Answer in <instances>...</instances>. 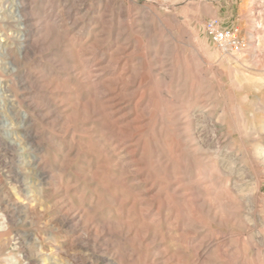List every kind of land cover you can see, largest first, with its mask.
<instances>
[{"label":"rangeland","instance_id":"374dc122","mask_svg":"<svg viewBox=\"0 0 264 264\" xmlns=\"http://www.w3.org/2000/svg\"><path fill=\"white\" fill-rule=\"evenodd\" d=\"M34 1L26 30L42 23L31 39L36 47L25 50L0 35L3 51L13 52L0 67V264H105L102 255L120 264H177L176 251L181 264H195L185 240L196 233L219 243L201 264H264V0ZM51 9L71 21L45 20ZM212 19L238 30L245 51L217 47L206 29ZM89 35L99 39L92 64L103 70L93 82L103 91L90 90L77 70L78 52L91 51ZM14 65L16 76L6 70ZM32 71L54 84L47 91L22 88L21 72ZM72 90L76 108L86 111L69 112L60 123L26 103L32 92L62 99ZM111 96L121 103L119 113L107 109ZM192 106L198 141L177 116ZM26 110L62 182L55 189L34 176L31 151L20 143L15 118ZM87 159L109 181L96 194L102 205L88 200L98 176L83 177ZM61 192L84 196L78 207L96 228L92 234L57 224ZM140 204L150 206L146 214ZM126 217L143 219L136 238L123 229ZM153 219L164 224L162 235L145 239Z\"/></svg>","mask_w":264,"mask_h":264},{"label":"bare ground","instance_id":"6f19581e","mask_svg":"<svg viewBox=\"0 0 264 264\" xmlns=\"http://www.w3.org/2000/svg\"><path fill=\"white\" fill-rule=\"evenodd\" d=\"M38 3L37 1L34 0H0V13L4 14V16L2 17L3 19L6 20V23L4 22L3 24L0 23V35H2L3 38H7V39H14V40H18L20 42H22L24 44V49L25 50H32L33 48L36 47L35 44L31 43V39L32 36L36 33H38L39 31H41L43 29V25L42 23H40V27L35 26V28L30 29V30H26V27L28 26L29 23H31V21L33 20V9L35 8V4ZM52 8V7H51ZM50 9V8H49ZM44 10V9H43ZM32 11V12H31ZM58 12V11H57ZM42 15V14H41ZM76 17V16H75ZM71 18V15H68V18L65 19L61 16H56L53 15V10H49V12H47L45 14V20H51L54 21L55 23H62V24H67L65 23L67 20L69 21ZM71 21V20H70ZM44 22V21H43ZM33 23V22H32ZM44 24V23H43ZM6 25V26H5ZM42 25V26H41ZM45 25V24H44ZM61 26V25H60ZM64 26V25H63ZM15 27L17 29V31H13L12 28ZM62 27V26H61ZM28 28V27H27ZM65 29V28H64ZM43 31V30H42ZM67 33V32H66ZM69 33V32H68ZM91 33V31H90ZM89 34V33H88ZM87 38V37H86ZM95 38V39H94ZM34 39V38H33ZM93 40V42L88 46V49L91 50L90 52H81L79 51L77 54V61L79 63V67L77 68L78 71H80L83 76H85L86 78H88V84L87 85H92L91 87H89L90 90H96V91H100V90H106L105 86L103 85H99V84H94L93 80L97 79L99 77V72H101L103 70V68H99L98 66L101 63H96V64H92L93 60H95L96 58V54H94V50L96 49L97 44L99 43V39H97L96 37L92 36L90 37V35L88 36V42L90 40ZM74 43V39L71 40ZM76 41V40H75ZM91 42V41H90ZM72 44V45H73ZM88 44V43H87ZM86 44V45H87ZM3 46L2 44L0 45V67L4 64V60L6 59V57H12L13 56V52L11 50H9L7 48V51H3ZM23 50V49H22ZM93 50V51H92ZM96 52V51H95ZM15 55V54H14ZM100 59V58H99ZM13 61V59H12ZM15 64V63H14ZM19 64V63H18ZM114 64V63H113ZM118 64V63H117ZM16 65V64H15ZM15 65L13 67H6V70L8 69V71L10 73H13L14 76H16L18 73V69L17 67H15ZM6 66V65H5ZM20 67V66H19ZM127 68V67H125ZM29 71V70H28ZM161 71V70H160ZM26 72V71H25ZM33 72V71H32ZM21 72L20 74V78L18 80V83L21 85L22 88H32L33 86H37V88H39L40 90L43 91V89H47L54 84V81L50 78H47L45 76L42 75H38L37 72H33L32 74H27V73H23ZM102 73V72H101ZM131 73V72H130ZM80 74V73H79ZM8 75V74H7ZM9 76V75H8ZM102 77V76H101ZM85 78V79H86ZM256 79V78H255ZM255 81V80H254ZM258 81V80H257ZM60 83V82H59ZM56 84V83H55ZM86 85V84H85ZM263 85V84H262ZM56 86V85H55ZM65 86V85H64ZM113 86V85H112ZM6 88V87H5ZM51 88V87H50ZM53 88V86H52ZM65 88V87H64ZM259 88V87H258ZM38 91V90H37ZM36 91V92H37ZM45 91V93H46ZM73 91V90H72ZM43 94V93H42ZM103 94V93H102ZM26 95V94H25ZM46 95V94H45ZM40 96V94H35V93H29L27 94V105L29 107V109H31V111L33 113H41L42 111H44L45 109H47L49 111L48 115L46 117L51 118L54 117L55 121L57 122H62L65 121L67 118V113L69 112H75V111H79L84 113L86 110H84V108H76V105L78 104V96H75L76 93L75 91L71 92V95H68L67 98H62L59 99L58 98H54L51 95L47 94L48 96ZM194 96V95H193ZM25 97V96H24ZM120 99V98H119ZM44 101V105L42 104ZM191 101V100H190ZM106 105H107V109L114 114L119 113L121 111V107L119 101L114 98L113 96L109 97L106 100ZM7 104V103H6ZM190 104V103H189ZM192 104V103H191ZM199 105V104H198ZM12 106V105H11ZM186 107V106H185ZM208 106H206L205 108H207ZM5 108V107H4ZM64 108V109H63ZM63 109V110H61ZM7 111V110H6ZM13 112V111H12ZM203 112L202 114H204L206 111H201ZM11 114V113H10ZM13 114V113H12ZM12 116V115H11ZM10 116V117H11ZM81 116V114H80ZM177 116H179V120H183L184 121V128L185 130H187V132H189L190 137L194 140V141H198V139H200L199 134L197 133L198 130V126L196 125V110L195 107H187V108H183L180 107L178 109L177 112ZM198 117V116H197ZM207 118V117H205ZM17 121V125L16 128L18 129V133L20 134V143L24 146H28L27 148L31 151V159L29 161L30 166L33 169V174L34 176L39 179V181H41V185L46 186L48 189H55L57 188L58 185H61V181L55 179L53 172H54V167L51 165L52 163H49V156H50V151L46 150L45 148H43V146L41 145V143H39V135L37 134V132L35 131V129L33 128V114L29 113V111H25L24 114L20 117H16L15 118ZM45 120V119H44ZM8 121V120H7ZM6 121V122H7ZM14 122H13V126H14ZM182 124V125H183ZM58 125V124H57ZM197 126V127H196ZM183 128V127H182ZM184 130V129H183ZM247 130V129H246ZM201 132V131H200ZM128 133V132H127ZM91 134V133H90ZM100 134V133H99ZM120 134V132H119ZM123 134V133H122ZM257 134V133H256ZM205 135V134H204ZM216 135V134H215ZM78 136V135H77ZM87 136V135H86ZM12 137V136H11ZM69 137V136H68ZM89 137V136H88ZM81 139V138H80ZM207 139V138H206ZM65 140V139H64ZM82 141V140H81ZM104 141V137L101 136L100 137V142ZM92 142V141H91ZM90 141H88V149L91 150L92 152H97V146L96 148L92 145ZM98 142V141H97ZM108 142H106L107 144ZM27 144V145H26ZM109 145H111V143H108ZM107 144V146H109ZM18 145V144H17ZM58 145V144H57ZM67 145V144H66ZM81 145V144H80ZM95 145V144H94ZM69 146V144H68ZM70 149V148H69ZM85 149V148H84ZM114 150V149H113ZM81 151V150H80ZM88 151H86L87 153ZM99 152V151H98ZM112 153V152H111ZM116 153V152H115ZM90 154V153H89ZM264 153H262L261 155H263ZM10 155V154H9ZM13 156V155H12ZM48 156V157H47ZM92 156V155H91ZM90 156V157H91ZM85 157V156H84ZM126 157V156H125ZM104 159V158H103ZM55 160V159H54ZM105 160V159H104ZM122 160V159H121ZM87 167L85 168L84 175L83 177H87L89 178L90 175H94V176H98V178L96 179V185L95 188L92 190V193L90 192L88 200L91 203H95V204H101V200L99 201V199H97L96 194H100L98 192L103 191V189L105 190L104 185H106L109 181H107V179L102 176V175H98V174H94L93 172V165L92 162L87 159ZM55 162H58L57 160H55ZM95 162V161H94ZM129 162V161H128ZM211 163V161H210ZM80 164V163H79ZM107 164V163H106ZM110 165V163H108ZM55 165V164H54ZM75 167V166H74ZM99 167V166H98ZM221 171V170H220ZM199 172V171H198ZM121 173V172H120ZM110 174V173H109ZM114 174V172H113ZM203 175L202 178H207L209 175L208 171L204 170L202 173ZM92 178V177H91ZM212 179V178H211ZM210 179V180H211ZM26 180V179H25ZM170 180V179H169ZM225 181V180H224ZM186 182V181H185ZM212 182V181H211ZM208 183V182H207ZM113 188V187H112ZM91 189V188H90ZM86 190V189H84ZM55 191V190H54ZM52 192V191H51ZM213 192V191H212ZM218 193V192H217ZM167 194V193H166ZM209 195V194H207ZM23 196V195H22ZM25 196V195H24ZM57 196L62 197L61 199V203L62 206L58 209V219H57V224L70 229V232L74 233L75 231L81 229L84 231V233L86 235H90L95 231V227L93 225H90L86 222V213L83 209L79 208L78 206L80 204H82V202L85 200L84 196L82 197H73L71 199H68L67 197L64 198V194L58 193ZM67 196V195H66ZM81 196V195H80ZM101 198V196H99ZM110 197V196H109ZM30 198V197H29ZM87 198V197H86ZM231 198V197H230ZM237 198V197H236ZM27 200V199H26ZM30 200V199H29ZM87 200V202H88ZM217 201V200H216ZM211 202V201H210ZM109 203H113L114 202L110 199ZM102 205V204H101ZM175 205V204H174ZM20 206V205H19ZM150 207V206H149ZM148 207V208H149ZM24 208V207H23ZM147 207H143V205L138 209H140V212L144 214H146L149 210ZM148 210V211H147ZM229 210V209H228ZM19 211V210H18ZM177 211V210H176ZM185 212V211H184ZM137 214V213H136ZM160 214L159 212L156 213ZM131 215V214H130ZM16 216V215H15ZM145 216V215H144ZM158 216V215H157ZM138 217V216H137ZM140 217V216H139ZM2 218V214L0 213V220ZM11 218V217H10ZM123 218V217H122ZM128 221H125L123 223V229L126 231V233L130 236H133L134 238L137 237L138 231L141 229V227H143L144 225H142V218H138V220H130V217H126ZM222 219V218H221ZM159 221L158 223H156V220L153 219L152 223L154 224V226L152 225L150 228H147L149 231L146 232L145 235V239L146 238H150V237H155L158 238L160 235H162V226L160 224V219L157 220ZM162 221V219H161ZM6 222V221H5ZM3 223L0 221V224ZM142 223V224H141ZM170 223V222H169ZM204 223V222H202ZM142 225V226H141ZM102 227V226H101ZM182 227V226H181ZM196 227V226H195ZM165 228V226H164ZM179 228V227H178ZM205 229V228H204ZM211 229V228H210ZM3 230V229H1ZM167 231V229H166ZM165 231V232H166ZM172 230L168 229L167 233H170ZM206 232H208L207 230H205ZM253 231V230H252ZM164 232V231H163ZM189 232V230H188ZM203 232V231H202ZM191 233V232H190ZM174 234V233H173ZM205 234V233H204ZM72 235V234H71ZM210 235V234H209ZM192 236V235H191ZM202 233H196L195 236L193 237H189L185 240V242L187 244H191L193 245V249L195 250V264H201V263H206L207 261V255L210 256L209 254L213 253V251H215V249H218V244H214L213 242V237H211V239H205L204 238H209L206 236H203L204 238L199 239V237L201 238ZM161 237V236H160ZM174 239V238H173ZM144 240V239H143ZM220 240V239H219ZM140 241V240H139ZM173 241V240H172ZM221 244V243H220ZM226 246V245H225ZM228 250V249H227ZM226 250V252H227ZM232 251V250H231ZM185 253V252H184ZM177 251L174 252V254L171 256V258L174 259V261L177 264H181L182 263V257H180V255H177ZM180 254V253H179ZM103 259V261L105 262V264H120L119 261L116 260L115 257H109L106 255H102L101 257ZM48 259V258H47ZM167 259V258H166ZM168 262V261H167ZM184 262V261H183ZM192 262V261H191ZM169 263V262H168ZM54 264V263H52ZM186 264V263H185ZM194 264V263H193Z\"/></svg>","mask_w":264,"mask_h":264},{"label":"built area","instance_id":"2783aa9c","mask_svg":"<svg viewBox=\"0 0 264 264\" xmlns=\"http://www.w3.org/2000/svg\"><path fill=\"white\" fill-rule=\"evenodd\" d=\"M206 29L214 44L224 51L241 53L247 48L248 43L238 30L223 26L218 19L210 20Z\"/></svg>","mask_w":264,"mask_h":264}]
</instances>
